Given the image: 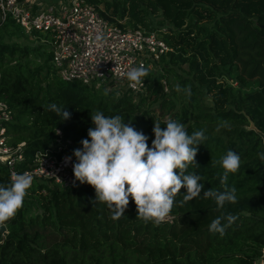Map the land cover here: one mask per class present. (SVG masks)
<instances>
[{"label":"trees","instance_id":"obj_1","mask_svg":"<svg viewBox=\"0 0 264 264\" xmlns=\"http://www.w3.org/2000/svg\"><path fill=\"white\" fill-rule=\"evenodd\" d=\"M105 6L102 14L122 26L167 28L164 38L173 51L161 59L159 73H149L144 91L114 81L99 88L66 81L52 62L49 42L18 40L48 35L27 34L12 19L0 24V101L13 111L10 133L15 144L26 142L27 165L52 147L73 155L95 128L91 112L124 117L149 137V146L155 123L164 129L174 119L189 134L205 131L207 140L195 157L199 167L189 168L202 176L204 190L220 189L217 174L223 169L215 162L229 149L240 155V171L228 178L237 202L218 209L201 195L181 206L182 188L170 218L154 225L136 218L131 197L124 215L113 219L106 203L93 204L95 190L87 183L75 179L63 187L34 180L32 194L0 232V264H264V164L258 156L264 152V0H114ZM183 65L186 75L178 70ZM232 73L241 87L255 81L258 89L235 92L227 80ZM168 75L184 100L176 91L167 94ZM188 86L191 96L184 91ZM204 95H211L212 106ZM53 103L70 118L61 120L49 109ZM10 183L1 168L0 185ZM226 214L237 218L226 234L210 233L212 220Z\"/></svg>","mask_w":264,"mask_h":264},{"label":"clouds","instance_id":"obj_2","mask_svg":"<svg viewBox=\"0 0 264 264\" xmlns=\"http://www.w3.org/2000/svg\"><path fill=\"white\" fill-rule=\"evenodd\" d=\"M96 39L102 41L104 37L98 35ZM148 74L143 64L124 73L134 90L144 86ZM177 88L179 90V86ZM184 91L191 96L190 86ZM49 109L60 115L61 120L70 118L71 114L64 107L53 103ZM91 119L95 128L88 129L90 139H82V147L73 150L76 158L73 173L81 184L87 183L94 188L93 204L106 203L113 212V219L124 215L131 197L137 208L136 218L160 225L170 218L182 188L186 191L178 202L181 206L201 195L213 199L218 209L226 203L237 202L236 188L228 184L229 175L237 174L241 168V157L236 151L229 149L215 162L223 169L222 174H217L220 189L204 190L202 176L189 171L191 166L199 167L195 157L198 146L207 140L204 130L189 134L184 123L168 119L164 122V129L155 123L154 139L149 146V137L137 131L130 122L125 123L120 115L108 117L97 111L91 112ZM222 126H226V122ZM258 156L264 164V152ZM71 159V156L65 158L66 162ZM33 180V175L24 172L13 175L10 185H0V227L6 226L23 207ZM236 219L232 214L218 216L210 223L209 231L223 236Z\"/></svg>","mask_w":264,"mask_h":264},{"label":"built area","instance_id":"obj_3","mask_svg":"<svg viewBox=\"0 0 264 264\" xmlns=\"http://www.w3.org/2000/svg\"><path fill=\"white\" fill-rule=\"evenodd\" d=\"M9 19L27 34L40 32L49 36L52 62L66 81L87 85L114 81L132 89L124 75L126 71L141 64L149 73L155 71L163 56L173 51L164 38L166 27L150 30L122 26L106 18L95 0H57L47 4L42 0H0V24ZM98 35L104 39L97 41ZM147 77L143 87L132 90H144ZM163 83L168 91L167 82ZM13 120L9 104L0 101V170L5 167L10 180L15 174L28 172L34 180H51L63 187L74 185L72 165L76 158L61 154V146L37 152L27 165L26 142L15 144L10 133ZM69 156L72 159L66 162Z\"/></svg>","mask_w":264,"mask_h":264},{"label":"rangeland","instance_id":"obj_4","mask_svg":"<svg viewBox=\"0 0 264 264\" xmlns=\"http://www.w3.org/2000/svg\"><path fill=\"white\" fill-rule=\"evenodd\" d=\"M42 1L45 4H47L48 2L57 1V0H42ZM113 1L114 0H102V3H100L99 5L102 8V10H104L105 7H106L105 6L106 3L107 2L110 3V2H113ZM120 22L126 23V22H128V18H125V19L121 20ZM18 40L21 43H23V44L24 43H27V44H31V45L32 44L33 45H37V44H39V42H42V43L49 42L50 43V40L49 39H45L44 37H42L40 39H38L36 37H30L28 39H18ZM186 69H187V65H183V67L179 68L178 70H179L180 73L186 75V73H187ZM160 71H161V64H159L157 66V68H156V70L154 72L159 73ZM164 80L167 81V84L169 86L168 87L169 90L166 91L167 94L168 95H172V93L176 91L179 94V96H181V100H184V98H183V96H184L183 95V91L180 89V86H179L178 82L175 79H173V75H168ZM227 80H228L229 84L234 87L235 92L241 91L242 93H249V92H252V91H255V90L258 89V83L255 82V81L249 83L246 87H241L240 84L238 83L237 79H236V73H232L231 76H228L227 77ZM101 85H102V83H98V84L96 83V87L97 88H99ZM121 86H123V84H121ZM177 86H179V90H178ZM142 91H144V90H142ZM210 96L211 95H204V97H203L204 101L206 102V104L208 106H212V104L209 101V98H211ZM179 101H180V99H179ZM156 107H157V105L156 104H153L152 108H156ZM28 192H29V195L32 194L31 188L28 190Z\"/></svg>","mask_w":264,"mask_h":264},{"label":"water","instance_id":"obj_5","mask_svg":"<svg viewBox=\"0 0 264 264\" xmlns=\"http://www.w3.org/2000/svg\"><path fill=\"white\" fill-rule=\"evenodd\" d=\"M65 126H66V123L61 126V128H60V131L61 132L63 131V129H64ZM260 134H261V136L263 137V140H264V133L263 132H260ZM0 232H2V233L3 232H6V226L0 227Z\"/></svg>","mask_w":264,"mask_h":264}]
</instances>
